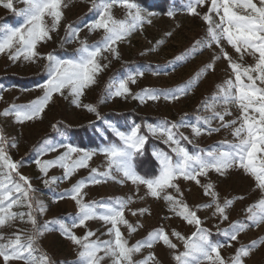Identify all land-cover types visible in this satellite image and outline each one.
Listing matches in <instances>:
<instances>
[{"label": "rangeland", "instance_id": "rangeland-1", "mask_svg": "<svg viewBox=\"0 0 264 264\" xmlns=\"http://www.w3.org/2000/svg\"><path fill=\"white\" fill-rule=\"evenodd\" d=\"M169 2L171 6L172 4L175 6L170 8L167 13L138 5L144 11L146 20L151 22H145L142 27L137 28L115 45L118 57H114L111 52L102 53L99 63L106 67H102L95 77V83L84 89L83 95L80 97V107L73 103V96L65 89L63 94L55 93L53 95L52 100L39 118L20 124L16 122L14 115H3L13 106L29 105L43 96L40 85L44 84L49 77L46 69V65L49 63L46 57L49 54L57 59H76L78 57L77 49L80 47L79 41H85L91 46L102 39V30L89 32L87 27L98 18V11L92 7L93 0H62L63 17L57 30L50 32L51 39L37 45L36 51L39 56L35 62L25 61L23 57L16 61L11 60L9 57L14 50H5L0 53V132L3 133L5 139L7 156L19 165V174L26 177L31 183V188L34 190L31 195L34 201L41 202L46 208L43 213L33 212L37 224L41 228L47 222L54 220L71 228L77 216V207L67 195L60 199L61 194L69 192L73 185L79 181H88L94 175L93 169L96 170L95 174L108 171L107 158L100 152L104 148L102 147L82 149L94 154L87 161V166L78 168L69 179H64V169L59 166L49 168L47 175L41 173L35 163L37 159L56 160L67 151L63 145L77 147L70 143L62 132L64 127L76 129L98 123L118 139L111 129L122 130L108 122L106 119L108 114L132 113L143 118L162 119L169 123L182 122L184 125L197 124L198 118L212 116V111L207 110V106L213 105L214 98H218V86L223 85L231 77V69L228 68V61L222 58L220 48L215 44L211 47L203 46L209 37L208 25L202 16L208 12L211 0H206L204 6L196 7L198 15L188 13V7L190 3H194V0H169ZM254 2L258 3L259 0H254ZM13 4L14 11L0 6V25L19 27L23 23V17L19 15V12L24 5L20 0H13ZM111 12L117 20L126 19V10L118 4L113 5ZM169 12L172 13L171 16L168 15ZM149 13L152 15H148ZM210 15L215 22H219L215 13ZM45 19L51 25V19L47 17ZM69 25L80 30L78 39L65 41L66 28ZM169 33L171 35H168ZM0 39H2V34H0ZM198 41L202 46L194 48L193 46ZM221 45L234 61L244 66L255 63L253 58L247 54L241 60L226 41H221ZM216 56H221V58L214 59ZM127 63H143V65L124 70L114 76L116 71ZM210 63L214 64V70L205 71ZM137 72H142L143 75L137 76L135 83L129 82L130 94L127 97L107 98L106 88L114 90V86L120 80L126 79L130 74L135 75ZM198 73H203V75L186 96H182L178 101H169L164 98V94L169 91L184 87L190 80H196ZM36 75H43V79L29 87H18L11 83L1 82L7 77L27 78ZM145 89L155 90L160 95V99L153 101L133 98L137 94H142ZM85 105L96 107L99 119L96 114L88 112ZM214 110L223 113L225 106L217 101ZM227 110L231 115L225 116V123L238 120L240 112L235 105L227 106ZM160 123L145 122V129L150 138L162 143L175 158V154L164 142V138L153 136L148 132L147 125L156 126ZM53 125L56 127L54 128ZM200 126L208 127L202 121ZM133 127L122 132L128 133ZM211 127L220 128V130L212 132L211 135L204 132L198 137L194 136L190 127L179 128V133L188 137V140L184 141L189 146L188 149L186 148L189 153L194 154L201 149L205 151L229 150V146L236 142L232 135V127H221V122L218 119L212 120ZM98 133L102 135L100 129H98ZM45 145L54 146L57 150L41 154L40 148ZM154 157L159 165L155 154ZM78 158L79 154H74L73 159ZM13 177L18 180L15 173H13ZM98 178L103 182L89 183L84 188V202L112 203L117 199L128 201L124 216L136 230L129 234L128 229L123 225L120 226V230L129 246L145 241L150 232L162 228L169 235L172 243L176 244V251H184L183 243L172 237L171 233L176 231L188 237L195 231V227L169 211L170 206L163 198L151 197L147 194L144 185L133 184L115 170H112L110 178L105 179L103 176H98ZM46 179L50 181L54 179L56 182L46 185L44 183ZM198 179L201 182L200 185H197L195 181L178 179L175 184L178 186L179 192L173 188L168 189L167 194L182 199L190 208L197 210L202 227L210 232L211 241L224 245L220 249V254L225 261L231 260L236 248L249 246L253 241L259 242L264 238V224L252 225L247 219L246 209L261 198V193L256 189L255 182L251 177L244 175L238 169H232L226 176H220L215 171H210L206 176L198 177ZM209 183L213 185V191L217 194L220 203L225 200L233 201L232 206L227 210L228 220L221 222L218 216L213 215L214 208L199 207L212 202L211 195H205L202 187ZM141 209L145 211L141 213ZM13 211L27 212L28 209L14 208ZM133 213L136 214L133 215ZM26 221V216L24 222L17 219L9 226L0 228V234L3 235L5 241L17 232L26 238L32 227ZM233 222L248 225L245 231L238 235L237 241H229L221 234ZM109 227L110 225H106L103 221L90 220L84 227L71 228V231L81 237L91 231L95 234L91 237L92 240L107 241L111 239L108 235ZM229 243L233 246L229 247ZM38 247L42 253H46L50 257L53 264H75L77 260V246L61 235L59 224L49 225L48 230L40 236ZM150 253L155 255L156 264H175L172 260L173 251L165 247L162 242L155 243L151 248H142L139 253L134 255L133 259L139 264ZM245 260L246 264H264V245L253 250ZM0 264H3L2 258H0ZM8 264H22V261L12 260ZM104 264H111V261L106 260Z\"/></svg>", "mask_w": 264, "mask_h": 264}, {"label": "snow or ice", "instance_id": "snow-or-ice-1", "mask_svg": "<svg viewBox=\"0 0 264 264\" xmlns=\"http://www.w3.org/2000/svg\"><path fill=\"white\" fill-rule=\"evenodd\" d=\"M20 2L24 5L19 12V15L23 17V23L19 27L0 25V34H2L0 53L5 50H14L9 57L11 60L16 61L23 57L25 61L35 62L39 56L36 51L37 45L51 39L50 32L57 30L63 17L61 10L63 3L62 0H20ZM205 3L206 0H194V3H190L188 7V13L198 15L196 7L204 6ZM114 4L126 10V19L117 20L113 17L111 10ZM0 6L14 11L13 0H0ZM92 7L98 11V18L87 27L89 32L102 30V39L91 46L85 41H79L80 47L77 49L76 59H57L49 54L46 57L49 61L46 65L49 77L44 84L40 85L43 96L29 105L13 106L3 115H14L16 122L20 124L39 118L53 95L63 94L65 89L73 96V103L80 107V97L84 89L94 84L95 77L102 67H106L99 63L102 53L111 52L114 57H118L115 45L137 28L142 27L145 22H151L146 20L144 11L132 0H93ZM211 13L216 14L219 19L218 23L213 20ZM168 15L171 16L172 13L169 12ZM46 17L51 19V25L46 22ZM202 19L208 25L209 37L203 46L211 47L215 44L220 48L222 58L228 61V68L231 69V77L223 85L218 86V98H214L213 105L207 106V110L212 111V116L198 118L197 124L190 125L167 121L156 126L147 125L148 132L153 136L164 138V142L175 154L173 158L166 153H154L159 161V174L153 179H145L138 175L134 167V159L142 152L146 143V137L139 134L141 126H134L128 133L111 129L119 139L120 145L110 144L100 150L101 154L107 158L108 171L95 174L96 170L93 169L94 175L88 181L77 182L69 192L60 196V199H63L67 195L76 204L77 216L71 228L84 227L90 220H100L110 225L108 235L111 239L92 240L91 237L95 234L91 231L86 232L82 237L77 236L71 228L58 220L47 222L43 228L38 226L33 212L43 213L46 208L41 202L34 201L31 195L34 191L31 183L19 174V165L7 156L5 139L3 133L0 132V228L9 226L17 219L24 222L25 216L27 217L26 222L32 226L26 238L17 232L5 241L3 235L0 234V258L3 259V264H8L12 260L22 261V264H53L50 257L42 253L38 247L40 236L52 224H59L61 235L77 246L75 264H104L106 260H110L111 264H137L133 259L134 255L142 248H151L158 242H162L165 247L173 251L172 260L175 264H205V262L207 264H246L245 258L249 257L253 250L264 245V238L259 242L253 241L249 246L236 248L231 260L225 261L220 254V249L224 245L211 241L210 232L202 227L197 210L190 208L182 199L167 194V190L173 188L179 192L175 184L178 179L195 181L197 185H200L198 177L206 176L210 171L226 176L230 170L238 169L254 180L256 189L261 193L259 201L246 209L247 219L252 225L264 224V0H259L258 3L254 0H211L208 12L202 16ZM79 31L78 28L69 25L66 28L65 41L78 39ZM221 41H226L241 60L247 54L253 58L255 63L244 66L234 61L224 51ZM201 46V42L198 41L193 47ZM220 58L221 56H216L214 59ZM207 70H214V64H208L205 71ZM142 75V72H137L135 75L130 74L126 79L120 80L114 86V90L106 88L107 98L127 97L130 94L129 82L135 83L136 77ZM201 75L203 73H198L196 80H190L184 87L164 94V98L169 101L180 100L182 96L188 94ZM133 98L154 101L160 99V95L155 90L145 89L142 94H137ZM217 101L225 106L223 113L214 110ZM229 105H235L240 115L238 120L225 123V116L231 115L227 110ZM84 107L88 112L96 114L99 119L96 107L92 105ZM214 119L221 122V127H232V135L236 142L229 146V150L205 151L201 149L194 154L189 153L181 145V140H188V137L179 133V128L190 127L194 136L197 137L204 132L211 135L212 132L220 130V128L211 127ZM201 121L208 127L202 128ZM53 127L56 126L53 125ZM63 147L67 151L56 160L37 159L35 161L41 173L47 175L49 168L59 166L64 169V179H69L78 168L86 167L87 161L94 154L71 145H63ZM56 150V147L49 145L40 148L41 154ZM74 154H79V158L73 159ZM112 170L122 174L133 184L144 185L147 194L151 197L163 198L170 206L169 211L195 227V231L188 237L176 231L171 233L172 237L183 243L184 251H176V244L172 243L169 235L162 228L150 232L145 241L129 246L120 230L121 225L128 229L129 234L136 230L124 216L128 201L117 199L112 203L84 202V188L89 183L103 182L98 176H103L105 179L110 178ZM13 173L16 174L18 180L13 177ZM55 182L54 179L44 180L46 185ZM202 187L205 195H211L212 202L199 207L214 208V216H218L221 222L228 220L227 210L232 206L233 201L225 200L220 203L212 184L202 185ZM14 208H27L28 211L16 212L13 211ZM144 211V209L140 210L141 213ZM247 227L248 225L241 222H233L221 234L229 241H237L238 235ZM228 246L233 245L229 243ZM139 264H156L155 255L150 253Z\"/></svg>", "mask_w": 264, "mask_h": 264}, {"label": "trees", "instance_id": "trees-1", "mask_svg": "<svg viewBox=\"0 0 264 264\" xmlns=\"http://www.w3.org/2000/svg\"><path fill=\"white\" fill-rule=\"evenodd\" d=\"M132 2L140 5L141 7L148 8L151 10H160L163 12H168L170 8H174L175 5H170L169 0H132ZM143 65V63H127L122 65L114 74L117 76L124 70L132 69L136 66ZM43 79V75H36L27 78H18V77H7L6 79H2V83H11L14 86L18 87H29L37 84L40 80ZM108 122L113 125L118 126V128L122 131H127L129 127L140 125V135L146 137V143L144 148L140 154H137L134 159V167L135 171L138 175L144 177L145 179H153L155 176L159 174V165L156 162L154 157V153H166L170 156V151L160 142L150 138L146 129L145 122L156 123L163 122L162 119H154V118H143L141 116H137L132 113H121L115 114L111 113L106 116ZM98 129L102 131V135L98 133ZM62 132L69 139L70 143L81 149H99L102 147H106L110 144L120 145V141L116 139L111 132L107 131L98 123H94L92 125L83 126L80 128H63ZM182 146L185 148H189L184 140H181Z\"/></svg>", "mask_w": 264, "mask_h": 264}]
</instances>
